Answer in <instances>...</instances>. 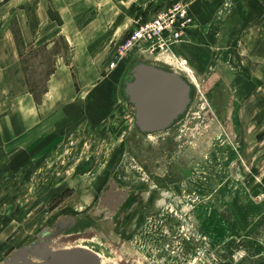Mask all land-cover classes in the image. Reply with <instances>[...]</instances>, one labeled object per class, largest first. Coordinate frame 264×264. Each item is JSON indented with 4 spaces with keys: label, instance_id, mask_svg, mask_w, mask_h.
<instances>
[{
    "label": "rangeland",
    "instance_id": "obj_1",
    "mask_svg": "<svg viewBox=\"0 0 264 264\" xmlns=\"http://www.w3.org/2000/svg\"><path fill=\"white\" fill-rule=\"evenodd\" d=\"M176 2L193 22L174 56L125 49ZM62 17L102 77L66 133L0 152V264L77 247L102 264H264V0H0V102L43 96L68 54ZM141 64L189 86L164 129L128 92Z\"/></svg>",
    "mask_w": 264,
    "mask_h": 264
},
{
    "label": "crops",
    "instance_id": "obj_2",
    "mask_svg": "<svg viewBox=\"0 0 264 264\" xmlns=\"http://www.w3.org/2000/svg\"><path fill=\"white\" fill-rule=\"evenodd\" d=\"M61 27L68 54L58 58L43 96L38 99L33 92L25 91L14 96L10 105L0 102V152L25 151L41 141L48 144L55 141V132L71 129L77 121L82 105L86 103L85 88L89 82L102 77L103 65L93 59L98 53L91 50L86 39L85 42L78 38L77 42L74 40L70 18L62 17ZM196 33L191 31L190 35L194 37ZM178 47L182 48V45L176 46L175 50ZM187 53L191 60L196 57L192 48ZM88 72L95 76H87L85 73ZM96 73H99L98 77ZM74 116L77 119L74 120Z\"/></svg>",
    "mask_w": 264,
    "mask_h": 264
},
{
    "label": "water",
    "instance_id": "obj_3",
    "mask_svg": "<svg viewBox=\"0 0 264 264\" xmlns=\"http://www.w3.org/2000/svg\"><path fill=\"white\" fill-rule=\"evenodd\" d=\"M134 78V82L129 84L128 92L138 108L141 125L145 130L166 128L185 109L189 99V86L178 72L141 64L135 68ZM159 91L166 93L165 96H157ZM38 260L33 263L32 260L25 259L21 263L101 264L100 256L84 247L47 250Z\"/></svg>",
    "mask_w": 264,
    "mask_h": 264
},
{
    "label": "built area",
    "instance_id": "obj_4",
    "mask_svg": "<svg viewBox=\"0 0 264 264\" xmlns=\"http://www.w3.org/2000/svg\"><path fill=\"white\" fill-rule=\"evenodd\" d=\"M193 18L186 5L176 2L158 12L154 18L133 31L125 49L131 50L137 45L148 43L146 49L151 54H172L173 46L184 36L185 30L192 24ZM120 59V55L118 59ZM118 62V61H117ZM113 61L111 67L117 63Z\"/></svg>",
    "mask_w": 264,
    "mask_h": 264
},
{
    "label": "bare ground",
    "instance_id": "obj_5",
    "mask_svg": "<svg viewBox=\"0 0 264 264\" xmlns=\"http://www.w3.org/2000/svg\"><path fill=\"white\" fill-rule=\"evenodd\" d=\"M165 94H166V93H165ZM165 94H164L163 91H159V92L156 93V95H157V96L160 95V97H164ZM35 262H37V261H35ZM33 263H34V262H33ZM101 264H102V260H101Z\"/></svg>",
    "mask_w": 264,
    "mask_h": 264
}]
</instances>
